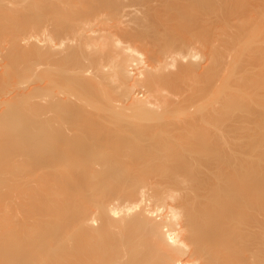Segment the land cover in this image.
<instances>
[{"label": "bare ground", "instance_id": "1", "mask_svg": "<svg viewBox=\"0 0 264 264\" xmlns=\"http://www.w3.org/2000/svg\"><path fill=\"white\" fill-rule=\"evenodd\" d=\"M0 264H264V0H0Z\"/></svg>", "mask_w": 264, "mask_h": 264}]
</instances>
